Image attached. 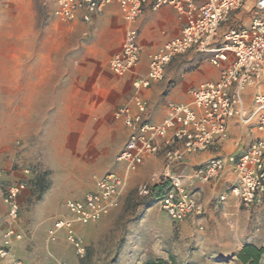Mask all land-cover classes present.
<instances>
[{
    "label": "crops",
    "instance_id": "0c3cea01",
    "mask_svg": "<svg viewBox=\"0 0 264 264\" xmlns=\"http://www.w3.org/2000/svg\"><path fill=\"white\" fill-rule=\"evenodd\" d=\"M81 16L82 13L78 12L71 21L55 22L56 29L59 28L64 34L65 40L64 44L58 43V50L54 51L56 60L50 65L49 78L53 82L50 88L54 92L56 89L63 91L59 96L52 92L44 104L64 106V114H59V117L50 114V121L63 119L65 122L82 121L93 125L94 122L113 121L118 126L115 131L120 137L115 149L117 154L126 141L128 130L113 117L115 108L130 101L134 93L133 80L147 72L148 55L179 35L185 19L167 5L152 9L151 0L143 5L142 12L131 23L123 19L115 3L93 14L89 21H84ZM250 17L249 7H244L232 12L221 29L247 24ZM128 26L138 32L140 58L133 72L116 76L110 71L108 60L119 51ZM55 34L57 36L58 33ZM63 45L64 49L61 50ZM227 63L214 66L207 55L192 50L174 56L166 64L162 78L138 90V95L147 103L146 119L161 123L169 104L190 103L189 90L202 82L216 80L221 67ZM252 93L251 87L243 92L246 110L252 107ZM49 126L54 128L57 125L51 123ZM63 126L66 129L71 127H67L66 123ZM171 136L172 130H169L167 138ZM257 136L253 122L246 124L231 118L227 122L225 139L205 150L186 153L180 161L167 163L165 151L181 148V143H167L164 139L157 140L158 151L145 154L135 170H127L125 164L115 157L109 172L120 175L124 180L118 206L94 222L74 223L76 232L85 243V255L79 257L82 262L85 260L84 263L76 258L63 260L57 256L54 250L61 246L59 240L65 237L63 230L58 232L55 240L47 241L51 251H47L39 262L24 261L12 254L26 264H89L86 259L92 246L101 251L104 248L100 244L102 235L108 228L114 227L117 231L111 256L115 255L116 258L110 264H142L147 259L156 258L172 259L176 264H241L236 254L244 244L264 248V191L246 208L227 192L236 181L231 161L228 160L221 173L210 181L198 180L193 176V169L213 157L239 156ZM158 178L168 181L170 187L173 180H178L185 192L192 194L202 204V215L191 214L182 221H173L152 197L137 196L138 185L156 183ZM221 194H225V199L220 201ZM5 210L7 214L6 206ZM31 235L25 241V247H32ZM21 240L13 241L15 247H20ZM27 241L29 244H26ZM100 254L104 255L102 251ZM0 264L11 263L8 259H0Z\"/></svg>",
    "mask_w": 264,
    "mask_h": 264
},
{
    "label": "built area",
    "instance_id": "2783aa9c",
    "mask_svg": "<svg viewBox=\"0 0 264 264\" xmlns=\"http://www.w3.org/2000/svg\"><path fill=\"white\" fill-rule=\"evenodd\" d=\"M147 1L54 0L53 14L58 20L66 22L75 19L81 12L82 19L89 21L93 14L115 3L123 19L131 23L142 12ZM163 5L172 7L185 19V24L179 35L148 55L147 72L133 80L134 93L130 101L114 111L115 119L120 120L128 130L116 160L123 162L127 170H135L145 154L158 151L157 140L164 139L167 143H181V148L165 151L166 161L171 164L180 161L186 153L205 150L225 139L229 119L237 118L246 124L253 122L258 136L239 156L213 157L193 169V176L198 180L210 181L221 173L228 160L231 161L236 181L227 192L247 208L264 191V0H151L152 9ZM244 7H249L251 13L249 23L221 29L232 12ZM137 38V30L128 26L119 51L108 60V67L114 75L124 76L136 68L141 53ZM189 50L207 55L214 66L228 63L221 67L216 80L202 82L189 90L190 103H171L161 123L148 121L145 117L147 103L138 95V90L162 78L166 64L174 56ZM248 87L253 88L252 107L246 110L243 92ZM169 130H172V136L167 138ZM21 174L29 177L33 172L23 168ZM158 179L156 183L163 180ZM0 184L3 185V202L7 208L0 259H8L11 264H26L13 256L11 246L14 240L23 237V233L16 228V222L20 197L27 187V181L21 177L4 185V172L0 169ZM123 184L120 175L105 173L95 179L93 188L81 198L67 199L64 205L71 217L55 220L47 230V241L55 240L58 232L63 230L74 253L83 257L85 243L76 232L74 223L94 222L118 206ZM153 184L138 185L136 194L152 197ZM224 199L225 194H221L219 200ZM156 202L173 221L203 213L202 204L192 194L185 192L178 180H173L169 190Z\"/></svg>",
    "mask_w": 264,
    "mask_h": 264
},
{
    "label": "rangeland",
    "instance_id": "374dc122",
    "mask_svg": "<svg viewBox=\"0 0 264 264\" xmlns=\"http://www.w3.org/2000/svg\"><path fill=\"white\" fill-rule=\"evenodd\" d=\"M53 9L54 0H0V169L4 185L21 177L27 181L16 222L24 237L19 248L12 242L11 251L32 262H39L51 251L46 235L52 223L69 218L65 201L81 198L93 188L97 177L111 171L120 141L113 121L95 125L50 121V114H64V106L44 104L54 92L49 78L51 62L56 60L54 51L65 40L56 29L55 22L60 20ZM61 91L56 89L54 94L59 96ZM51 123L57 126L50 128ZM65 123L71 127L64 128ZM23 168L32 170L33 175L22 176ZM37 178L42 179V190L29 181ZM3 192L0 184V244L7 216ZM116 231L110 227L102 235L103 256L91 245L86 262L110 264L116 258L111 256ZM30 235L33 241L28 248L24 244ZM59 241L61 246L54 250L57 256L82 262L65 237Z\"/></svg>",
    "mask_w": 264,
    "mask_h": 264
},
{
    "label": "trees",
    "instance_id": "16d2710c",
    "mask_svg": "<svg viewBox=\"0 0 264 264\" xmlns=\"http://www.w3.org/2000/svg\"><path fill=\"white\" fill-rule=\"evenodd\" d=\"M32 181L40 190L44 188L42 184V179L37 178ZM170 188L168 181L161 180L158 183L152 185V198L156 201L157 198L164 195ZM264 254L263 247H257L254 244L248 243L244 244L241 249L237 252L236 257L241 262V264H264L262 261V255ZM142 264H176L174 260H165L162 258L147 259Z\"/></svg>",
    "mask_w": 264,
    "mask_h": 264
}]
</instances>
